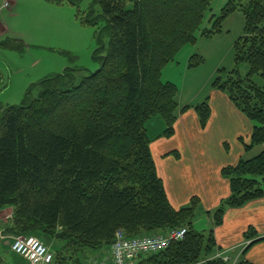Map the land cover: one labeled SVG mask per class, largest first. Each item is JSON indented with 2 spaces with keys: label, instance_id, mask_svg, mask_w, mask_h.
<instances>
[{
  "label": "trees",
  "instance_id": "trees-1",
  "mask_svg": "<svg viewBox=\"0 0 264 264\" xmlns=\"http://www.w3.org/2000/svg\"><path fill=\"white\" fill-rule=\"evenodd\" d=\"M212 2L93 0L110 29L99 67L80 79L64 69L43 79L34 99L1 110L0 210L11 208L6 234L38 237L51 250V264H88L106 254L117 230L134 237L185 227L182 239L140 255L136 264H253L244 252L264 236L249 226L243 232L249 244L232 258L217 245L214 228L228 208L264 198V148L221 168L229 194L208 211L211 228L205 233L193 225L199 198L171 205L149 147L153 139L171 137L187 109L206 127L208 98L179 107L177 86L162 80V70L198 35L221 32L223 20L236 11L244 27L233 45L234 67L219 68L211 85L252 123L249 141L239 138L244 150L264 146V90L253 80L264 78V0H229L219 14L211 13L207 27ZM2 45L17 48L10 40ZM201 61L192 54L188 64ZM242 63L245 74L238 70ZM156 116L164 128L153 136L146 125Z\"/></svg>",
  "mask_w": 264,
  "mask_h": 264
},
{
  "label": "rangeland",
  "instance_id": "rangeland-1",
  "mask_svg": "<svg viewBox=\"0 0 264 264\" xmlns=\"http://www.w3.org/2000/svg\"><path fill=\"white\" fill-rule=\"evenodd\" d=\"M227 1L213 0L212 9L204 21L207 27L211 25V13L219 14ZM98 13L100 7L93 0H0V20L8 28L7 33H0V113L8 105L25 104L37 97L43 89L40 82L62 74L64 69L75 79H80L99 67L101 57L108 50L110 29L97 16ZM86 19L96 25L85 22ZM243 27L241 12H233L223 20L221 32L198 35L194 43L185 44L165 65L162 80L177 86L181 106L195 105L208 98L211 107V83L219 68L228 71L234 67L233 45L243 34ZM6 40L17 44V48L2 45ZM192 54L199 55L202 61L190 67L188 63ZM73 69L77 71H71ZM247 69L245 63L238 66L241 74H245ZM253 80L264 90V78L255 75ZM65 81L66 77H63L59 84ZM219 110L216 112L220 113ZM213 118L205 136V141L210 144L216 141L218 135L239 128L232 119L220 114H214ZM146 126L149 134L155 135L162 131L164 123L156 116ZM263 148L256 146L248 152L244 150L247 154L241 158L248 159ZM198 203L193 225L207 233L211 228L210 216L205 202L199 199ZM10 214L9 210L0 213V264H25L20 256L9 251L11 234H6L4 230Z\"/></svg>",
  "mask_w": 264,
  "mask_h": 264
},
{
  "label": "crops",
  "instance_id": "crops-1",
  "mask_svg": "<svg viewBox=\"0 0 264 264\" xmlns=\"http://www.w3.org/2000/svg\"><path fill=\"white\" fill-rule=\"evenodd\" d=\"M7 31V25L0 20V33ZM210 100L212 113L205 128L200 127L197 115L190 108L179 113L171 137L153 139L149 145L157 174L163 180L171 205L174 208L184 207L191 197L197 196L205 202L207 214L229 194L228 182L220 170L226 164H235L245 155L239 138L249 139L253 127L224 93L212 89ZM179 107H182L180 103ZM214 114L232 119L239 128L218 135L216 141L210 144L205 141V136L209 133L207 131ZM173 151L178 152L179 156L171 154ZM8 210L11 211V208L2 209L0 213ZM249 226L264 236V198L251 201L241 208H228L222 224L214 228L217 245L232 258L241 256L242 250L250 242L243 238V232ZM236 250L239 251L235 253ZM244 258L253 264H264V240L247 248Z\"/></svg>",
  "mask_w": 264,
  "mask_h": 264
},
{
  "label": "built area",
  "instance_id": "built-area-1",
  "mask_svg": "<svg viewBox=\"0 0 264 264\" xmlns=\"http://www.w3.org/2000/svg\"><path fill=\"white\" fill-rule=\"evenodd\" d=\"M185 233L186 228L180 227L171 229L166 234L126 237L122 230H117L106 254L99 258H90L88 264H136L140 255L161 251L170 242L182 239ZM9 240L10 250L20 256L26 264H51V250L38 237L9 235ZM223 254L217 253L223 256L224 260H228Z\"/></svg>",
  "mask_w": 264,
  "mask_h": 264
}]
</instances>
